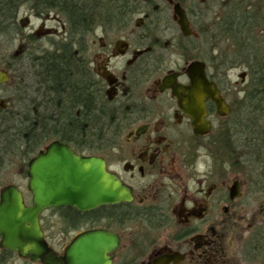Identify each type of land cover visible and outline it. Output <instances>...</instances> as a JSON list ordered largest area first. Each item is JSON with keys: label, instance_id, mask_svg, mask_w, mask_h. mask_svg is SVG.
I'll return each mask as SVG.
<instances>
[{"label": "flooded vegetation", "instance_id": "flooded-vegetation-1", "mask_svg": "<svg viewBox=\"0 0 264 264\" xmlns=\"http://www.w3.org/2000/svg\"><path fill=\"white\" fill-rule=\"evenodd\" d=\"M92 1L85 2L87 16L97 13L102 21L86 25L80 39L66 30L70 52L81 58L71 76L78 69L81 78L67 86L63 100L60 94L50 98L48 114L56 121L58 111H65L66 125L47 127L63 129L65 141L52 138L33 151L25 145L26 131L45 127L40 119L48 111L42 78L35 79V99L24 81L11 87L13 97L21 94L14 105L0 96V194L13 186L30 207L28 164L58 142L75 156L101 159L129 196L85 211L66 205L41 211L43 240L58 259L78 235L105 231L118 238L116 249L107 254L111 264H264V48L257 92H249L254 84L247 69L241 70L239 82H232L201 54L204 24L183 0ZM242 2L264 27V6ZM175 4L184 10L190 35L184 36L178 27V44L161 43L157 37L170 29L156 22L171 15L177 25ZM102 39L94 50L93 42ZM171 48L181 62L168 68L166 59L176 53ZM93 52L99 62L91 59ZM192 62L204 65L206 80L223 101L222 113L210 98L192 101L187 74ZM192 106L200 116L196 130ZM26 115L35 119L34 126L14 123L19 117L26 120ZM0 264L42 263L3 247L0 238Z\"/></svg>", "mask_w": 264, "mask_h": 264}, {"label": "water", "instance_id": "water-1", "mask_svg": "<svg viewBox=\"0 0 264 264\" xmlns=\"http://www.w3.org/2000/svg\"><path fill=\"white\" fill-rule=\"evenodd\" d=\"M173 13L181 33L190 35L186 15L179 4L173 6ZM187 74L191 80L192 101L198 103L210 98L222 113L223 101L206 80L204 65L192 62L187 67ZM8 78V73L0 69V83L7 82ZM168 82L167 78L164 79L166 85ZM172 87L178 96V90ZM196 109L197 106L190 107L195 130L201 124ZM27 175L30 207L24 205L21 194L13 186L0 194L1 245L42 264H61V261L63 264H111L107 254L118 246L115 235L105 231L80 234L69 244L64 257L58 259L49 252L38 224L40 212L52 206H73L85 211L129 200L128 192L116 182L115 176L106 171L104 162L95 157L75 156L67 146L52 142L30 160Z\"/></svg>", "mask_w": 264, "mask_h": 264}, {"label": "trees", "instance_id": "trees-1", "mask_svg": "<svg viewBox=\"0 0 264 264\" xmlns=\"http://www.w3.org/2000/svg\"><path fill=\"white\" fill-rule=\"evenodd\" d=\"M86 1L87 0H0V35L18 31V26L15 23L17 12L20 6L27 5L36 15H43L49 12L61 14L65 19L68 32L70 34L72 32V38L80 39L79 32L86 25L89 27V25L97 23V21H102L97 17V13L92 14L91 17L87 16L90 11L86 8ZM91 3L94 2L89 0L88 5H91ZM243 4L242 0H232L229 5L220 4V6H218L220 7L221 13L217 14L218 17L215 18L216 22L213 25V34L207 37V30L204 28L201 32L206 44L200 46V51L209 63L215 65L214 69L217 72L219 71L220 74L234 67H244L247 69L250 79L254 84V88L250 89L249 92L256 93L260 77L258 69L263 62L261 55L264 40L262 33L258 32L259 26L256 25L259 21H257L255 15L250 14L249 11L246 10L247 6ZM104 12L105 14L110 13L108 10ZM67 45H69V42H62L55 47L56 49L52 52L41 54L37 58H32L31 67H33L34 70L36 69L34 76L36 78H42V100L46 105V109L48 108V111L47 113H42L40 116V119L43 120V125H45L43 130L35 132V130L31 129L25 132L26 139L24 142L26 147L31 151L52 138L65 141L66 132L63 129L52 131L47 126L54 123H56L58 127H64L66 125V118L64 116L65 111L64 113L58 111L56 114V121H53V115L48 114L49 105L51 104L50 98L54 94H60L63 100V96L67 91V86L73 82V79L80 80L81 78V73L78 69V73H74V75L71 76V68L73 67V69H76V63L80 61L81 58L70 52ZM78 45H81V43ZM213 52L216 53L215 56L210 55V53ZM6 70L8 71V69ZM74 71L76 72V70ZM74 83L78 84V82ZM16 92L19 91L16 90ZM25 119L26 120L23 121L19 117L14 123L19 126L21 124L34 126L32 121L35 119L33 117L26 115ZM89 137L91 139V133Z\"/></svg>", "mask_w": 264, "mask_h": 264}, {"label": "rangeland", "instance_id": "rangeland-1", "mask_svg": "<svg viewBox=\"0 0 264 264\" xmlns=\"http://www.w3.org/2000/svg\"><path fill=\"white\" fill-rule=\"evenodd\" d=\"M204 1V2H203ZM202 3L200 0H183L184 7L189 11H194L199 14V24H204L203 28L207 30L206 36H211L213 34V25L215 24V18L218 17L217 14H220V4H226L228 0H203ZM222 2V3H221ZM232 2V0H231ZM254 5L260 4L259 7L264 6L262 0H253ZM169 13V12H168ZM220 17V16H219ZM258 21V19H257ZM15 23L18 26V31L15 33H6L0 35V69H8V74L10 77L9 85L0 87V96L8 99L10 105H14L15 101H18L21 98V94L18 93L13 97V92L11 87L16 85V83H21L24 81V87L29 88V93H31V98H36L34 95L35 87V70L31 67V62L33 57H39L41 54L52 52L55 50L58 45L62 42H66L67 26L65 25L64 17L57 12H49L43 15H36L30 10V7L27 5L20 6ZM161 29H170L166 34L159 35L157 38L161 40V43L166 41H174L176 44L179 43V30L178 26L172 20L171 15H166V18L161 22H156ZM193 29L196 28V24L193 22ZM258 26V23H256ZM263 31V40H264V27H259L258 32ZM90 38V37H89ZM101 39V37H99ZM108 40L112 37L107 38ZM104 39L100 42L95 40L93 42L94 50H96ZM109 40V41H110ZM200 46L206 44L205 39L201 35L199 39ZM215 44V43H214ZM212 44V45H214ZM186 46V44H184ZM198 46V44H197ZM187 47V46H186ZM189 54L193 56L194 50L193 45L189 47ZM264 48V43H263ZM262 48V50H263ZM184 49V47H183ZM171 52L176 51V49L171 48ZM182 51V49H181ZM159 53H162L166 56V53L162 50H159ZM94 52L92 53L91 59L99 62L100 59L94 57ZM174 52L172 56L166 61H169L168 68H172L181 62V57H179ZM183 55V51H182ZM188 55V54H187ZM201 55V54H200ZM216 53L213 52V56ZM212 65V64H211ZM172 66V67H171ZM215 66V65H213ZM235 68V69H234ZM228 72V77L232 82H239V76L241 70L245 69L244 67H234ZM217 72V71H216ZM225 72V73H226ZM221 76H224V72H221ZM8 84V83H7ZM23 117L22 119H24ZM22 125V124H21ZM24 126V124L22 125Z\"/></svg>", "mask_w": 264, "mask_h": 264}]
</instances>
